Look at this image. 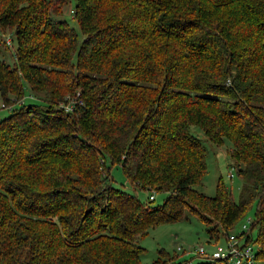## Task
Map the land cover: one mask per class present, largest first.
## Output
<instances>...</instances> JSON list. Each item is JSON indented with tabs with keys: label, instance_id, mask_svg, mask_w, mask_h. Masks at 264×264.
<instances>
[{
	"label": "trees",
	"instance_id": "16d2710c",
	"mask_svg": "<svg viewBox=\"0 0 264 264\" xmlns=\"http://www.w3.org/2000/svg\"><path fill=\"white\" fill-rule=\"evenodd\" d=\"M67 3L0 0L12 55L0 102L13 104L0 117V264H141L148 230L186 212L215 241L251 206L264 264V0H74L76 31ZM191 128L230 143L236 201L220 178L211 197L192 188L205 150ZM114 165L144 201L111 185ZM149 264L189 263L160 248Z\"/></svg>",
	"mask_w": 264,
	"mask_h": 264
},
{
	"label": "rangeland",
	"instance_id": "374dc122",
	"mask_svg": "<svg viewBox=\"0 0 264 264\" xmlns=\"http://www.w3.org/2000/svg\"><path fill=\"white\" fill-rule=\"evenodd\" d=\"M74 0H68L67 5L63 8L61 16L68 22V24L76 31V25L69 11L72 9ZM8 30L0 32V58L5 63L10 65L12 63L11 47L3 48L1 40L6 37ZM10 37L7 39L9 40ZM5 41V39H4ZM4 44V43H3ZM5 45V44H4ZM34 102L33 99L27 94L23 93L21 103L29 104ZM1 105V102H0ZM4 105V104H3ZM13 104L4 105L10 107ZM8 110L0 108V117L7 115ZM191 133L201 142L205 150L204 157V173L199 183L192 186V188L205 196L211 197L215 191V184L218 178H220L223 186L228 190L230 197L233 201L237 200L239 179L235 174L233 159L229 156L230 143L227 140H223L221 144L214 145L210 143L199 130L191 128ZM231 177H228V174ZM108 176L112 186L120 188L123 191L134 193L140 201H144L148 192L139 190L132 191L124 182V177L120 171L119 166H109ZM162 195L153 194V204L161 202ZM253 206H251L244 218L235 226L231 231L233 233H239L240 228L244 225L249 228V222L252 220ZM206 225L198 221L195 216L183 213V218L177 222L170 224L158 225L147 231V233L137 239L136 244L142 248V251L138 254V260L141 264H149L157 257V250L162 249L169 257L175 256V262L187 261L189 264H195L202 261L201 257H196L194 254H189L191 247H202L205 252H210L214 249L216 244H222L223 236L220 235L217 240L208 239L206 234ZM248 230V229H247ZM250 242L255 247L253 239L255 238V231H250ZM181 249L180 252L176 251V248ZM207 259V258H205ZM212 264H222L214 261Z\"/></svg>",
	"mask_w": 264,
	"mask_h": 264
},
{
	"label": "built area",
	"instance_id": "2783aa9c",
	"mask_svg": "<svg viewBox=\"0 0 264 264\" xmlns=\"http://www.w3.org/2000/svg\"><path fill=\"white\" fill-rule=\"evenodd\" d=\"M3 107L1 104L0 108ZM62 109L69 111L70 107L64 105ZM228 177H231L230 173ZM190 249L191 254L202 255L210 261L215 260L222 264H260L259 259L255 257V247L250 242V233L244 225L241 226L238 234L233 232L225 234L222 244H216L208 253L202 247L193 246ZM176 250L180 248L177 247Z\"/></svg>",
	"mask_w": 264,
	"mask_h": 264
}]
</instances>
